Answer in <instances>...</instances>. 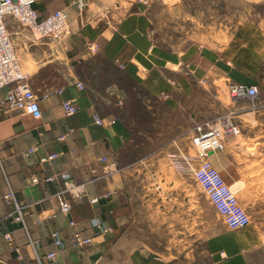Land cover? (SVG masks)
Segmentation results:
<instances>
[{
  "label": "crops",
  "instance_id": "1",
  "mask_svg": "<svg viewBox=\"0 0 264 264\" xmlns=\"http://www.w3.org/2000/svg\"><path fill=\"white\" fill-rule=\"evenodd\" d=\"M36 8L41 15L65 11L70 32L59 41L35 44L28 41V30L16 32L42 117L18 109L0 113V264H175L123 240L119 225L125 207L117 160L130 132L115 115L99 113L90 78L80 66L108 62L124 79L170 104L179 103L177 93L191 94L198 82L223 71L225 62L197 42L182 46L160 39L148 0H38ZM8 88L0 89V101ZM105 91L117 97L118 105L128 96L118 80ZM64 100L76 104L78 112L68 115ZM48 154L57 156L42 161ZM69 179L82 186L81 197L67 188ZM9 188L24 205L25 225L9 216ZM58 194L70 201L69 213L60 209ZM221 218V227L207 241L205 264H264V222L232 229ZM87 237L90 242L82 243ZM51 252L56 253L52 258Z\"/></svg>",
  "mask_w": 264,
  "mask_h": 264
},
{
  "label": "rangeland",
  "instance_id": "2",
  "mask_svg": "<svg viewBox=\"0 0 264 264\" xmlns=\"http://www.w3.org/2000/svg\"><path fill=\"white\" fill-rule=\"evenodd\" d=\"M148 4L160 39L211 48L225 62L223 71L198 82L191 94L177 93L179 103L169 104L124 79L108 62L80 68L90 78L99 113L115 115L130 132L117 160L124 242L175 264H205L207 241L221 227L222 215L179 162L184 153L197 163L198 147L192 138L197 127H220L225 148L208 152L207 158L231 185L251 223L264 222V1L148 0ZM8 24L25 72L15 40L18 30H28L33 44L59 41L36 35L12 16ZM113 80L121 81L128 93L121 105L105 91ZM238 81L258 85V95L232 97L230 85ZM228 123L238 126L240 133H229Z\"/></svg>",
  "mask_w": 264,
  "mask_h": 264
},
{
  "label": "built area",
  "instance_id": "3",
  "mask_svg": "<svg viewBox=\"0 0 264 264\" xmlns=\"http://www.w3.org/2000/svg\"><path fill=\"white\" fill-rule=\"evenodd\" d=\"M38 0H0V89L9 86L7 95L3 101H0V113L5 110L18 109L23 113L30 114L39 119L42 117V109L39 104L38 95L31 87L30 79L23 70L19 57L16 53L13 40L9 31L8 17L17 18L22 24L27 26L36 35L40 37H50L61 40L69 32V21L67 14L63 10H55L47 15H41L36 8ZM82 6V2H80ZM82 86V84H80ZM231 96L236 99L254 98L258 95V85L246 82H237L230 85ZM64 111L68 115L78 112L79 108L70 100L62 102ZM98 123L103 119L96 115ZM229 133H240L238 126L228 123L225 125ZM193 142L198 147L197 163L190 156L181 153L180 167L190 171L197 184H199L207 195L209 201L213 204L219 214L222 215L225 223L232 229H239L248 226L251 219L245 208L239 203L232 187L225 181L219 170L211 160L207 158V153L214 150H223L225 148V138L220 127L217 124L207 127L199 126L193 133ZM57 154H48L41 158L42 161L54 159ZM114 165V164H113ZM69 178L68 173L62 174ZM54 176L46 177V181H52ZM38 182V179H34ZM67 188L72 191L75 197H81L84 193L82 186L77 185L73 180L66 182ZM60 209L66 213L71 210L70 201L62 194L57 195ZM6 199L13 205V210L9 216L15 221L26 224L24 205L15 197L12 188H9ZM73 223V222H72ZM96 224L103 230L108 227L104 224ZM55 242L64 247V243L54 233ZM91 238L82 239V243L90 242ZM55 252L48 254L52 258Z\"/></svg>",
  "mask_w": 264,
  "mask_h": 264
},
{
  "label": "bare ground",
  "instance_id": "4",
  "mask_svg": "<svg viewBox=\"0 0 264 264\" xmlns=\"http://www.w3.org/2000/svg\"><path fill=\"white\" fill-rule=\"evenodd\" d=\"M231 186V185H230Z\"/></svg>",
  "mask_w": 264,
  "mask_h": 264
}]
</instances>
